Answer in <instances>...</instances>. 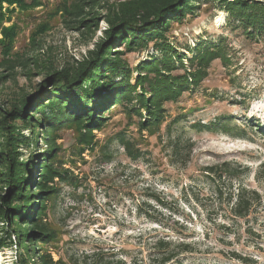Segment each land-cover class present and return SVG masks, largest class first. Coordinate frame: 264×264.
I'll return each instance as SVG.
<instances>
[{"label":"rangeland","instance_id":"obj_1","mask_svg":"<svg viewBox=\"0 0 264 264\" xmlns=\"http://www.w3.org/2000/svg\"><path fill=\"white\" fill-rule=\"evenodd\" d=\"M76 1L0 0L2 109L26 95L45 103L47 96L37 89L43 68L76 65L107 28L100 17L94 40L67 28L64 20ZM125 1L86 5L87 17L119 10ZM243 26L219 0L195 2L179 24H172L169 41L179 53L190 57L200 40L222 38L228 60L213 63L198 89L167 107L170 133L165 123L152 130L155 134L140 131L137 117L122 109L93 131V150L82 148L72 129L58 132L62 167L72 182L61 185L47 212L55 238L45 251L56 264H156L153 242L159 238L191 244V252L172 264H264V131L259 129L264 130V32ZM152 55L160 53L149 47L121 58L134 69ZM8 59H27L28 67L18 66L7 76ZM135 76L134 71L132 82ZM222 125L228 130L222 132ZM119 137L132 144L134 158ZM177 137L193 145L185 162V148L180 156L173 154ZM41 147L40 139L38 146L24 148L21 158L37 148L43 153ZM223 163L229 164L225 170L206 172ZM240 189L249 197L257 194L244 217L231 213ZM7 229L0 220V264H19L16 239Z\"/></svg>","mask_w":264,"mask_h":264},{"label":"trees","instance_id":"obj_2","mask_svg":"<svg viewBox=\"0 0 264 264\" xmlns=\"http://www.w3.org/2000/svg\"><path fill=\"white\" fill-rule=\"evenodd\" d=\"M197 1L129 0L122 3L119 10L105 15L93 13L91 17H87L91 12L86 11L85 6L93 9L98 0L76 1L64 20L67 28L85 32L89 34L88 40H94L98 20L102 17L107 26L102 35L94 40L92 48L82 60L76 61V65L60 70L51 65L43 68L45 75L37 89L43 97L47 96L45 103L37 100V95H26L12 103L9 110L0 107V220L16 239L19 264H56L45 251L55 238L54 230L48 227L47 212L61 185L72 182L66 181L68 172L62 167V147L57 142L61 129H72L82 148L91 147L93 131L103 127L112 111L122 109L127 117H137L138 130L155 134L154 131L165 123L170 133L171 126L166 123L167 107L198 89L209 76L213 63L228 60L222 38L217 42L200 40L190 57L179 53L169 41L172 24H179ZM219 2L229 15L244 24L246 30L264 32L262 2ZM149 47L160 55L140 61L134 69L121 58V54ZM4 65L9 71L7 76H11L18 66L28 67V60L8 59ZM134 71L136 76L132 82ZM212 126L216 128V123ZM220 128L222 132L228 130L225 125ZM24 130H29L30 135L25 136ZM40 133L43 153L37 148L22 159L24 148L38 146ZM119 142L128 156H136L129 141L119 137ZM192 146L190 141L183 144L177 137L173 142V154L180 156L182 147L185 148V162ZM104 148L107 146L101 149ZM228 165L210 166L206 172L211 175L218 169L225 170ZM253 193V197H249L240 189L231 207L234 216L248 214L253 198L257 197ZM151 197L160 202L154 194ZM153 250L152 255L158 260L156 264H172L179 255L192 249L185 241L175 244L159 238L153 242ZM234 257L241 259L236 254Z\"/></svg>","mask_w":264,"mask_h":264}]
</instances>
